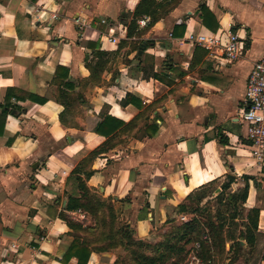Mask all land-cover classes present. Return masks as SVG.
<instances>
[{"label": "crops", "instance_id": "1", "mask_svg": "<svg viewBox=\"0 0 264 264\" xmlns=\"http://www.w3.org/2000/svg\"><path fill=\"white\" fill-rule=\"evenodd\" d=\"M141 3L0 0V105L8 93L20 109L0 135V264H77L64 260L74 237L61 213L75 190L72 170L101 147L86 185L136 238L174 218L193 191L220 182L215 197L229 174L232 191L251 177L245 207L260 210L264 237V169L241 119L247 77L264 57V0H147L136 14ZM226 31L243 45L234 62L189 39ZM107 115L123 123L110 146L113 135L95 131ZM115 260L92 249L87 264Z\"/></svg>", "mask_w": 264, "mask_h": 264}, {"label": "trees", "instance_id": "2", "mask_svg": "<svg viewBox=\"0 0 264 264\" xmlns=\"http://www.w3.org/2000/svg\"><path fill=\"white\" fill-rule=\"evenodd\" d=\"M147 0H142L141 5L137 8L136 14L141 13L140 8L144 5ZM153 2L154 0H150ZM202 14L203 23L207 24L206 16L209 14L208 9L205 6L200 7ZM100 55V53H99ZM100 66V65H99ZM58 76V75H57ZM157 77V76H155ZM67 86L73 87V84L68 82ZM41 100V99H40ZM133 101L137 104V101L128 94L126 96V102ZM2 111L0 113V135L4 130V122L6 115L11 113L12 111H20L18 107L12 105L9 98L8 93L6 94L5 102L3 105H0ZM132 126V123L128 124ZM123 126V123L119 120L113 118L112 116H105L103 120L96 126V133L99 135H103L105 137L112 136L111 139L104 146L113 145V138L116 136L117 131ZM132 128V127H131ZM152 132L150 135H153L157 131V126H150ZM125 129V128H124ZM10 144V142L8 143ZM106 150L107 148H99L92 151L89 154L87 159H84L79 165L74 168L71 172V178L74 180V192L67 194V204L65 206V212L61 213V217L67 222V225L72 230V236L74 237L72 243L70 244L67 252L65 253L64 260H69L71 257L77 258V264H87L89 256L92 252V249L95 251H107L106 247L94 246L92 240L88 239V236H82L80 230H84L86 232L96 231L97 226H84V222L79 218L73 217L71 212H84L88 213L90 209H95L100 207V202H98L97 198L94 196L93 189L89 188L86 185L85 179L91 175V171H87L86 167L89 166L91 160L95 157L96 154L100 153L101 150ZM87 164V166H86ZM83 174V177L81 176ZM226 182L222 183L221 191L215 197H212V193L208 195L206 198L205 206L196 208L195 210L201 213H204L208 208H206L207 204H210L212 200H214L217 204L216 213L209 214L204 213L206 216L205 222H199L196 219L191 220L188 223H185L181 226H173L172 237L168 239L167 244L164 246L165 249H162L160 246L149 247L146 245L147 238L144 239H135L132 230L129 229L125 223L119 221L116 216V212L113 204L110 200L102 198V200H106L109 205V212L111 213V224L116 223L120 226V233L128 239V246L137 247L139 260L142 263L148 264H177L178 262H172L174 257H177L179 260L183 259L184 253V245L189 242H196L201 240V236L205 232L208 231V235L210 237V242L201 241V250L200 255L204 257L205 261H212L213 252L218 250L219 255H223L226 242H231V248H235L236 251H239L243 246L241 245L240 240H245L246 246L253 248L257 244V240L259 235H261L258 231V222H259V213L260 210L257 207H251L246 209L245 203L247 200L248 190H249V179H251L248 175H243L244 186L240 190V195L236 196L234 193L236 191H232V184L235 182L236 177L229 174L227 175ZM228 197H225L227 191ZM213 191V190H212ZM211 191V192H212ZM192 200V195L189 194L185 200L180 203L176 207L177 214H181L186 212L187 203ZM69 212V213H68ZM230 214V218H227L226 215ZM217 216V221L214 220V217ZM227 220H230L231 224L235 227L238 226V236L235 237L234 232L230 229H225ZM173 219H169L166 223H171ZM111 238V237H110ZM126 245V246H127ZM91 247V248H89ZM229 249V250H230ZM150 251L154 256H147L146 252ZM140 253V254H139ZM136 256V254H135ZM234 258L230 259V262H233ZM211 263V262H209ZM115 264H129L126 261L119 262L115 260Z\"/></svg>", "mask_w": 264, "mask_h": 264}, {"label": "rangeland", "instance_id": "3", "mask_svg": "<svg viewBox=\"0 0 264 264\" xmlns=\"http://www.w3.org/2000/svg\"><path fill=\"white\" fill-rule=\"evenodd\" d=\"M78 111L73 114H77ZM78 136V135H77ZM87 166V164H86ZM227 178L223 181L226 182ZM220 184V182H215L211 184H207L203 188L193 191L191 193L192 200L187 203V210L181 214H177L171 223H166L163 226L157 228L153 233H151L147 240L146 245L149 247L160 246L162 249H165V245L167 244L168 239L172 237L173 226H181L185 223L190 222L193 219L198 220L199 222H205L206 216L204 213L215 214L217 204L214 200L211 201L210 204L206 205V210L204 213L198 212L195 209L202 206H205V202L207 200V196L210 195L212 190L216 185ZM71 188V186H69ZM228 189L225 197H228ZM240 190L236 189V196L240 195ZM95 198H97L98 202H100V207L95 209H90L88 213L83 212V219H81L85 224L84 226H97L96 231L86 232L80 230L78 232L82 233V236H88V239L92 240L94 246L106 247L110 252H113L116 256V260L119 262L126 261L129 264H148L142 263L139 260L138 248L134 246H128V239L125 238L122 233H120V226L116 223L111 224V213L109 212L108 205L109 203L106 200H102L101 196L98 193H94ZM184 201V200H183ZM182 216L185 217V220H182ZM227 218H230V214L226 215ZM214 220L217 221V216L214 217ZM225 229H230L234 232L235 237L238 236V226L235 227L231 224L230 220H227ZM207 231V230H205ZM208 233V231H207ZM111 237V238H110ZM135 239L136 238L134 236ZM193 242H189L184 245V253L183 259L179 260L177 257H174L172 262H178L177 264H184L187 260L189 249ZM127 245V246H126ZM231 242H226L225 250L223 255H219L218 250L214 251L212 261H205L204 257L199 255L202 260V264H264V237L259 235L257 244L255 247L250 248L248 246H243L239 251H236L235 248H231ZM230 249V250H229ZM138 250V251H137ZM140 252V251H139ZM136 254V256H135ZM140 254V253H139ZM147 256H154L152 252L147 251ZM235 260L231 263L230 259L234 258ZM211 262V263H209ZM156 264H159L158 262ZM171 264V263H169Z\"/></svg>", "mask_w": 264, "mask_h": 264}, {"label": "built area", "instance_id": "4", "mask_svg": "<svg viewBox=\"0 0 264 264\" xmlns=\"http://www.w3.org/2000/svg\"><path fill=\"white\" fill-rule=\"evenodd\" d=\"M53 18H56V15H53ZM148 22L149 17L147 16H143L137 21L141 27ZM189 39L210 56H219L229 62L238 60L243 52L240 37L232 31H226L225 36L223 34L198 33L196 36H189ZM244 103L241 119L247 126L251 157L257 165L264 169V57L254 63L247 77ZM182 220H185L184 216H182ZM201 241L210 242L207 231L203 233L200 241L192 243L184 264H202L199 255Z\"/></svg>", "mask_w": 264, "mask_h": 264}, {"label": "water", "instance_id": "5", "mask_svg": "<svg viewBox=\"0 0 264 264\" xmlns=\"http://www.w3.org/2000/svg\"><path fill=\"white\" fill-rule=\"evenodd\" d=\"M141 53H142V50H139V51H138V55L140 56V55H141Z\"/></svg>", "mask_w": 264, "mask_h": 264}]
</instances>
